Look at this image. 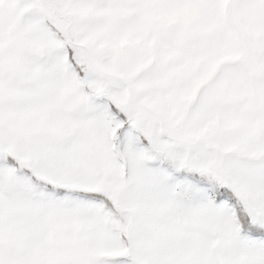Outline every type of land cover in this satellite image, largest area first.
Instances as JSON below:
<instances>
[{
  "label": "snow or ice",
  "instance_id": "obj_1",
  "mask_svg": "<svg viewBox=\"0 0 264 264\" xmlns=\"http://www.w3.org/2000/svg\"><path fill=\"white\" fill-rule=\"evenodd\" d=\"M0 264H264V0H0Z\"/></svg>",
  "mask_w": 264,
  "mask_h": 264
}]
</instances>
